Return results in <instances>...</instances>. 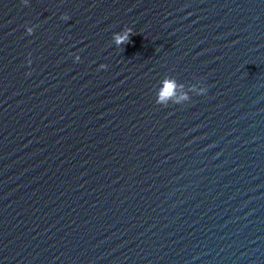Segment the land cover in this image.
Here are the masks:
<instances>
[{
	"label": "water",
	"instance_id": "obj_1",
	"mask_svg": "<svg viewBox=\"0 0 264 264\" xmlns=\"http://www.w3.org/2000/svg\"><path fill=\"white\" fill-rule=\"evenodd\" d=\"M0 179L90 264H264V0H0Z\"/></svg>",
	"mask_w": 264,
	"mask_h": 264
},
{
	"label": "clouds",
	"instance_id": "obj_2",
	"mask_svg": "<svg viewBox=\"0 0 264 264\" xmlns=\"http://www.w3.org/2000/svg\"><path fill=\"white\" fill-rule=\"evenodd\" d=\"M23 2L25 4H27L28 0H23ZM28 32L31 33L32 29L29 28ZM131 35H132V30L129 28V29L122 31L121 33L114 34L113 40L117 46L124 45V44L129 43ZM77 59H79V57H77ZM101 67L103 68L105 66L101 65ZM175 87H176V83L174 80H167L165 82V86L163 88L162 95L160 96L158 103L164 102L165 98H169V97L173 96ZM205 92H206V88L201 89L200 92L198 93V95L204 94ZM181 99L187 100V99H189V97L185 94L183 97H181ZM175 104H179V101H176ZM163 106L166 107V106H168V104L166 102H164Z\"/></svg>",
	"mask_w": 264,
	"mask_h": 264
}]
</instances>
